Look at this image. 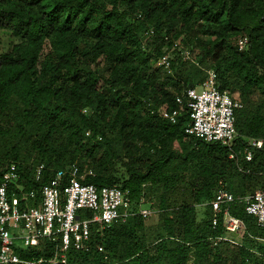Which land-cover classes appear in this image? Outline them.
I'll list each match as a JSON object with an SVG mask.
<instances>
[{
    "label": "trees",
    "instance_id": "obj_1",
    "mask_svg": "<svg viewBox=\"0 0 264 264\" xmlns=\"http://www.w3.org/2000/svg\"><path fill=\"white\" fill-rule=\"evenodd\" d=\"M0 33V182L13 164L20 173L9 193L39 192L76 164L93 169L86 182L129 188L135 210L155 200V225L139 213L94 224L89 250L71 248L68 264H264V228L245 202L229 207L242 245L219 238L224 213L214 225L209 203L220 180L239 196L264 189V144L251 161L230 158L186 133L189 109L176 101L213 69L243 103L234 147L264 141V0H0ZM165 52L172 72L157 65ZM166 109L180 111L176 122ZM52 246L16 249L33 259Z\"/></svg>",
    "mask_w": 264,
    "mask_h": 264
},
{
    "label": "built area",
    "instance_id": "obj_2",
    "mask_svg": "<svg viewBox=\"0 0 264 264\" xmlns=\"http://www.w3.org/2000/svg\"><path fill=\"white\" fill-rule=\"evenodd\" d=\"M236 44L240 50L246 49L249 36H239ZM178 46L175 42L173 48ZM182 56L199 64L193 50L184 49ZM157 65L172 72L171 54L165 52L158 58ZM206 71V78L201 85L188 87L183 95L176 97L179 104H185L189 109L190 122L185 131L190 136L219 141L230 149V158L251 161L264 141L250 137L242 149L234 147L239 137L236 109L241 108L243 103L229 90L221 88L217 71ZM179 113L178 109H166L162 115L171 122H176ZM42 167L43 165L37 168V177L40 176ZM240 169L244 170L242 165ZM89 175H94L92 168L86 166L81 170L76 164H72L56 171L54 177L39 192L29 190L17 195L15 191L9 193L10 186L20 178V173L13 164L0 182V264H68L71 248L89 250L94 224L105 229L115 221H125L137 213L148 217L153 211H157L144 208L143 205L135 210L129 188L98 186L85 181ZM30 199L35 201V205L27 203ZM22 201L25 203L23 207ZM141 201H144L143 197ZM237 201L245 202L246 211L254 215L258 225L264 228V189L239 196L220 180L215 195L209 202L214 212V225L218 222L219 213H224L226 232L219 238L234 245H242L245 224L229 211L230 205ZM86 211L89 215H86ZM259 239L264 241V238ZM46 240L53 243V246L48 254L39 258H22L16 249L18 241L24 247L31 248L40 246ZM99 250H103V246Z\"/></svg>",
    "mask_w": 264,
    "mask_h": 264
},
{
    "label": "rangeland",
    "instance_id": "obj_3",
    "mask_svg": "<svg viewBox=\"0 0 264 264\" xmlns=\"http://www.w3.org/2000/svg\"><path fill=\"white\" fill-rule=\"evenodd\" d=\"M3 34L2 33H0V40L2 41L3 40ZM0 41V43L2 44V42ZM234 97H236V98H238L237 96V93H235L234 95H233ZM262 186L261 185H258V187L256 188V190H258V189H260ZM150 196H151V194L149 195V200H148V198H147V202L143 205V207L144 208H149V209H152V210H156V207H152V206H150L152 203H155V200H151V198H150ZM152 207V208H151ZM158 212L157 211H153V214L152 215H150V216H148L147 218H146V222H147V224L148 225H155L157 222H158Z\"/></svg>",
    "mask_w": 264,
    "mask_h": 264
}]
</instances>
